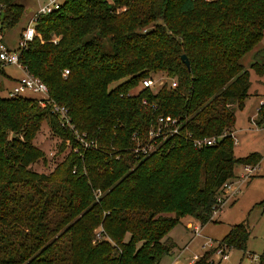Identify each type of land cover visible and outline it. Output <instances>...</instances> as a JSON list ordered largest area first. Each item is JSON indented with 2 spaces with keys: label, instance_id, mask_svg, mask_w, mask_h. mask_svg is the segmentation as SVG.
Returning <instances> with one entry per match:
<instances>
[{
  "label": "trees",
  "instance_id": "trees-1",
  "mask_svg": "<svg viewBox=\"0 0 264 264\" xmlns=\"http://www.w3.org/2000/svg\"><path fill=\"white\" fill-rule=\"evenodd\" d=\"M0 7L1 32L27 11L18 0ZM36 32L21 63L93 145L82 147L50 104L0 94V264H158L173 254L170 229L185 215L214 222L235 167L262 159L236 157L230 132L249 94L240 60L263 37L264 0H63L39 16ZM250 67L264 74V64ZM161 116L176 119L178 133L156 138L151 152L136 151ZM45 123L60 152L67 143L71 150L39 172L33 165L45 152L35 139ZM208 137L215 143L193 144ZM248 238L240 222L218 246L245 249ZM214 252L193 264H211Z\"/></svg>",
  "mask_w": 264,
  "mask_h": 264
},
{
  "label": "rangeland",
  "instance_id": "rangeland-1",
  "mask_svg": "<svg viewBox=\"0 0 264 264\" xmlns=\"http://www.w3.org/2000/svg\"><path fill=\"white\" fill-rule=\"evenodd\" d=\"M47 1L49 0H18L26 9L31 7L34 11L39 9V7ZM34 11L31 14L26 11L16 26L4 29V31L1 32L4 41L8 43V45L17 46L20 35L27 26ZM240 62L244 68L250 71L252 88H257L255 79L258 78V74H256L250 66L253 62L264 64V34L261 41L251 51L247 52ZM7 69L12 72L14 76L21 75V71L15 67H9ZM163 80L164 78L162 77L154 79L155 83ZM5 83L6 89L2 95L6 97V95H8V90L14 86L15 81L12 79L5 81ZM258 89L264 90V85L259 86ZM234 138L238 142L237 146H234L233 149L235 155L240 156L251 152H257L264 157V131L255 132L243 130L236 133ZM35 143L45 152V157L33 165V169L39 172L52 171L56 165L63 160L66 152L71 150V144L67 143V151L63 153L60 152L61 140L53 135L47 123L44 124L42 130L37 135ZM76 148L78 147H72V150L75 152ZM236 171L238 174L244 175L246 170L238 169ZM251 175H254V177H252L249 182H242L239 186L236 185L238 186V192L233 203L230 202L233 200L236 193H227L230 191V188H227L226 204H224L220 215L216 214L214 216V222L201 225L195 222L190 216H183L181 222L174 225L168 234L175 243L173 254L164 256L158 264H171L173 262L174 264H193L190 261H196V259L207 250L213 249V247L216 246L215 241L222 239L231 225L240 222L246 223L249 228V238L246 243V248H234L229 250L228 259L222 263L259 264L258 261L251 259V255H259L264 250V207L258 205L264 198V158L260 161L259 170L256 171L253 169L250 173V177ZM241 179L248 180V177L244 178L241 176ZM241 179L240 181H242ZM236 181L232 186H235ZM195 224L201 229L199 235H194L192 231V227ZM208 241H211V247L207 246ZM181 250L182 252H180ZM250 251L252 253H250ZM177 255L179 256L176 258ZM210 259H212L213 263L220 261L215 253Z\"/></svg>",
  "mask_w": 264,
  "mask_h": 264
},
{
  "label": "built area",
  "instance_id": "built-area-1",
  "mask_svg": "<svg viewBox=\"0 0 264 264\" xmlns=\"http://www.w3.org/2000/svg\"><path fill=\"white\" fill-rule=\"evenodd\" d=\"M63 0H49L45 3H43L39 9L34 11V14H32L31 19L29 20L27 26L21 33V37L19 39V43L17 48L12 49L10 48L7 43L4 41L1 30H0V69H6L9 67H15L21 71V75L15 80L14 86L8 90V95L6 97L10 98H19V97H29L36 99L39 104L42 107H47L48 104L51 105V111L54 114H57L61 118V125L63 127H69L75 134V140L79 141L84 148H90L92 147L93 143L88 141L86 139L85 134H81L76 128L75 125L72 123L70 115L68 113V109L66 107L60 106L57 104L49 95V87L48 85L39 77L34 76L30 72L27 71V69L23 66V64L20 61V55L21 51L24 50V48L27 47L30 41L33 40V38L37 35L36 32V23L40 15L42 14H48L53 12L54 10H57L61 7ZM1 10H3L0 7ZM7 72V71H6ZM69 74V70L66 69L63 73L64 76ZM0 72V86H1V80L2 77H4ZM155 81L153 79H144L141 82V87H152L155 85ZM6 89V88H5ZM5 91V90H4ZM3 91L0 92L2 95ZM34 95V96H31ZM3 96V95H2ZM178 133V125L176 122V119L170 118V117H159L157 120V123L154 127H152L149 130V142L142 146L141 148H137L136 151L141 150L143 153L151 152L154 149V142H156V138H160L162 140L166 139L168 136ZM216 141V138L214 137H208V138H201V139H195L193 140V144L197 146H210L214 144ZM76 153H79V148L75 149ZM244 169L246 170L245 174L242 175V177L246 178L250 176L251 171L253 168L250 166H244ZM250 172V173H249ZM248 174V176H247ZM234 184V181L232 183H227L223 187L222 191L223 193L219 196L218 200L221 201L224 199L226 203V190L227 188H230V191L227 193L233 194L236 193L238 188L236 186H232ZM232 186V189H231ZM218 214L217 211H214L213 217ZM200 227L195 224L192 227V231L194 235L200 234ZM212 241V240H211ZM211 241L207 242V246L211 247ZM216 242L215 248V254L219 257V262L213 263L211 260V264H223L222 262H225L228 259V248L225 245H219L218 241ZM264 257V254H252L251 259L254 261H258ZM191 263H194L193 260L190 261ZM171 264H174L171 263Z\"/></svg>",
  "mask_w": 264,
  "mask_h": 264
},
{
  "label": "crops",
  "instance_id": "crops-1",
  "mask_svg": "<svg viewBox=\"0 0 264 264\" xmlns=\"http://www.w3.org/2000/svg\"><path fill=\"white\" fill-rule=\"evenodd\" d=\"M33 11H34V9L31 8V7H29L27 9V13H29V14H31ZM20 37H21V35H20ZM7 45H8V43H7ZM8 46L10 48H12V49H15V48H17L18 44H17V46H10V45H8ZM6 71H7L8 75L2 77V80H1V89H2L3 92H4L5 88H6L5 81L12 80V79L15 81L19 77V76H14L13 73L10 72L8 69H6ZM249 74H250V71H249ZM249 76L251 78V75H249ZM257 76H258V78L255 79L257 88L253 89L252 88V82L250 81L251 85H250V88H249V94H248L247 98L244 101V105H243L242 109L237 110L236 113H235V116H236L235 124H234V126H233V128L231 129V132H230L232 137H233V139H234V146H237V143H238L237 140H235V138H234L236 133L241 132L243 130L244 131H255V132L256 131L257 132L264 131V123H262L260 125L256 124L257 112H258V109H259L260 105L263 103V100H264V90L258 89L259 86L264 85V74L263 75H257ZM261 90H262V92H261ZM233 152H234V150H233ZM234 155H235V153H234ZM245 155H247V154H245ZM245 155H240V156H245ZM235 156L236 157H240V156H237V155H235ZM263 158L264 157H262V159ZM260 161L253 168L256 171L259 170ZM238 169H244V166L235 167V175L237 176V178H236L237 181L235 180L236 181L235 186L236 185L239 186L240 184H242V182L243 183L244 182H249L251 180V178L254 177V175H252V177L250 179L242 180L241 179L242 175L238 174L237 171H236ZM239 178L242 181H240ZM238 186H236V187L238 188ZM237 192H238V190H237ZM237 192H236V195L233 197V200L230 203L234 202V200H235V198L237 196ZM217 215H220V213L217 214ZM180 252H182V250ZM250 253H252V252L250 251ZM179 255H177L176 258Z\"/></svg>",
  "mask_w": 264,
  "mask_h": 264
},
{
  "label": "water",
  "instance_id": "water-1",
  "mask_svg": "<svg viewBox=\"0 0 264 264\" xmlns=\"http://www.w3.org/2000/svg\"><path fill=\"white\" fill-rule=\"evenodd\" d=\"M4 11L0 9V21H3L4 20ZM181 60L185 63L186 67L189 69V61L186 57V55L182 54L181 55Z\"/></svg>",
  "mask_w": 264,
  "mask_h": 264
}]
</instances>
